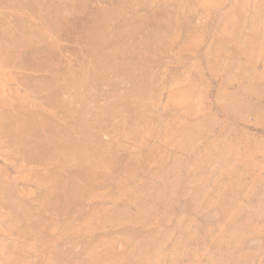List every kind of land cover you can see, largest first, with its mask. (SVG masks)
<instances>
[{
    "label": "rangeland",
    "instance_id": "1",
    "mask_svg": "<svg viewBox=\"0 0 264 264\" xmlns=\"http://www.w3.org/2000/svg\"><path fill=\"white\" fill-rule=\"evenodd\" d=\"M0 264H264V0H0Z\"/></svg>",
    "mask_w": 264,
    "mask_h": 264
}]
</instances>
